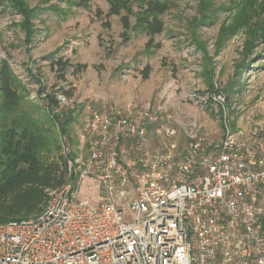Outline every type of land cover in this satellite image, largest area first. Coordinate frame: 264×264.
Masks as SVG:
<instances>
[{"label": "built area", "instance_id": "obj_1", "mask_svg": "<svg viewBox=\"0 0 264 264\" xmlns=\"http://www.w3.org/2000/svg\"><path fill=\"white\" fill-rule=\"evenodd\" d=\"M170 120L150 104L93 113L88 155L67 161L45 210L0 225V264H264V133L226 126L214 144ZM61 147L69 157L65 136Z\"/></svg>", "mask_w": 264, "mask_h": 264}, {"label": "rangeland", "instance_id": "obj_2", "mask_svg": "<svg viewBox=\"0 0 264 264\" xmlns=\"http://www.w3.org/2000/svg\"><path fill=\"white\" fill-rule=\"evenodd\" d=\"M24 1L40 9L33 21L32 44L25 45L17 27L21 17L0 0V60H7L25 85L24 108L41 130L48 131L46 138L54 147L41 153L42 160L62 155L64 138L47 120L44 96L61 94L68 102L56 112L70 118L65 137L74 160L85 151L80 149H88L82 135L91 115L115 105L103 99L108 90L113 93L114 84L123 80L137 90L145 84L140 74L148 64L155 87L150 100L140 105L161 106L173 127L196 124L214 144L226 126L233 132L264 133V0H255L247 26L232 35L222 29L233 24L247 0H162L168 5L162 16L164 32L154 38L160 48L150 52L144 51L147 38L142 35L128 34V41H123L119 18L104 17V0H92L86 9L74 8L68 0ZM96 10L102 12L100 17ZM52 52L87 67L77 75L70 69L63 82L44 59ZM213 92L224 96L223 107L210 100L202 104ZM86 186L81 190L85 187L88 193ZM89 197L96 202V197Z\"/></svg>", "mask_w": 264, "mask_h": 264}, {"label": "trees", "instance_id": "obj_3", "mask_svg": "<svg viewBox=\"0 0 264 264\" xmlns=\"http://www.w3.org/2000/svg\"><path fill=\"white\" fill-rule=\"evenodd\" d=\"M14 14L21 17L17 24L23 34L25 45L30 46L35 36L33 21L40 9L30 8L24 0H4ZM108 5L105 18L117 17L122 28L121 37L126 42L130 35L147 38L145 52L157 50L154 38L164 32L162 16L168 5L162 0H104ZM74 8L86 9L92 0H68ZM255 0H247L233 20V24L222 29L223 34H234L247 26ZM100 17L102 12L96 10ZM109 28V24L105 23ZM52 52L44 59L55 68L57 77L64 82L65 75L72 69L77 75L87 66L73 65ZM149 66L141 71L146 80ZM38 83V82H37ZM25 85L17 78L7 60H0V225L21 221L42 213L50 200V193L61 188L66 181L67 161L63 154L51 160H42L41 153L49 152L53 144L47 140L48 131L40 129L32 112L24 108L27 95ZM44 113L47 120L57 127L59 135L68 134L69 117L56 112L58 104L54 95L44 96ZM47 137V138H46ZM67 137V136H66Z\"/></svg>", "mask_w": 264, "mask_h": 264}, {"label": "crops", "instance_id": "obj_4", "mask_svg": "<svg viewBox=\"0 0 264 264\" xmlns=\"http://www.w3.org/2000/svg\"><path fill=\"white\" fill-rule=\"evenodd\" d=\"M148 66L150 68V64H148ZM155 69L157 70V67ZM149 73H150V70H149ZM149 78L151 79L152 76L150 77V75L148 74V78L146 80H143L145 81V84L137 86V90H135L136 86H133L130 83H127L126 80L119 81V83L114 84L113 93H111L108 90L109 87L107 88L108 94H106L103 99L105 100V102L114 103L115 105L121 108H127L131 106L132 104H141L143 103V101H149L150 98L152 97V94L154 91L153 89L155 87L154 81H151ZM178 141H179V145L181 146V135L179 136ZM130 146H131V142L127 141L121 145V149L124 151H128ZM155 147H156V139L154 137H150L148 140V150L153 151ZM81 151H84V152H81ZM79 152H81L80 155L79 156L76 155L77 158H75L74 161L79 160L88 155V149L82 148L79 150ZM77 153L78 152H76V154Z\"/></svg>", "mask_w": 264, "mask_h": 264}]
</instances>
